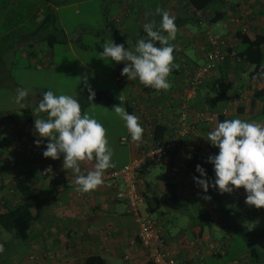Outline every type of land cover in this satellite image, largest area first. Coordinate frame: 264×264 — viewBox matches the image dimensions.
Returning a JSON list of instances; mask_svg holds the SVG:
<instances>
[{
	"label": "crops",
	"instance_id": "0c3cea01",
	"mask_svg": "<svg viewBox=\"0 0 264 264\" xmlns=\"http://www.w3.org/2000/svg\"><path fill=\"white\" fill-rule=\"evenodd\" d=\"M95 1L97 12L101 15L96 37L99 40L101 38L107 41L113 40L116 44H123L126 49L128 47L134 49L137 40L142 39L146 23L155 21V28H159L162 17L156 13L158 7L167 10L175 17L178 30L175 40L169 43L175 45L178 53L174 56L173 68L167 78L171 84L169 90L147 92L138 79L131 81L126 76H119L118 69L125 62H113V78L96 72V80L107 82L106 85L114 87V91L124 97V107L127 111L131 107L130 114L136 112V105L141 106L150 112L151 122L166 125L168 134L178 129L177 113L180 98L185 96L183 81L186 74L194 66L202 65L207 61L208 48L204 32L215 23L209 21L210 14H215L216 11L223 12L224 16L218 21H224V17H227L229 23L227 32L216 31L212 34L219 38L222 45L227 43L231 45L234 53L238 52L242 46L241 40L236 37L237 31L250 37H254L257 33L264 34L258 30L260 26L264 27V2L259 3L260 0H220L209 10L204 11L206 18L201 24L195 20L196 10L187 0H160L152 4L147 2L150 0H144L147 6L143 0H40L41 6L37 4L38 10L32 11L31 15L25 16L21 22L10 24L8 28H5V21L13 19L10 6L15 5L16 0H0V41L8 35H14L12 27L17 29L20 26H26V22L32 20L37 28L24 35L17 34V44L12 38L13 43L7 46V51L12 52L11 54L20 51L28 60L24 69L32 70L31 73L45 77L48 75L49 62L52 61L55 47L67 45L68 49L73 52L72 41L62 22L63 16L79 14V6L84 5L89 8ZM108 2L111 3L113 10L111 15L108 13L110 8L104 6ZM48 7L55 10L57 24L66 36L64 42L55 43L53 46L43 41L46 31L44 28H39L42 25L45 9ZM65 8L71 9L68 15L62 11ZM131 25H134L135 29L128 31ZM76 44L84 47L80 38ZM262 50L264 51V45ZM7 51L0 47V84L28 90V96L23 103L27 105L29 98L33 102L30 107L21 108L24 114L27 113V118L19 117L17 132L21 138L41 139L45 145L49 141L46 138H40L35 132L34 122L35 118H46V114L37 115L33 110L38 105L35 101L40 98L39 95L49 91V88L44 80L38 83L34 78L23 79L22 82L18 80L17 83L9 70L2 71L4 52ZM252 69L253 65L230 56L225 63L218 65L202 85L187 96V121L194 124L196 135L188 139L186 147L179 148L173 154L170 163L178 167L177 181L180 182V184L177 183L178 202L181 199L182 190L186 192L185 195L182 194V198L186 196L187 202L188 200L194 202L190 212L188 209L179 210V213H190L191 223L187 227L188 234H184L183 229L179 227L168 229L171 213L166 207L157 208L156 198L163 192L168 179L166 163H161L165 169L160 176L156 177L154 188L144 179L147 173L137 178L138 190L144 199V209L151 215L157 213V216L153 215V217L158 221V245L173 253L176 264H192L194 259L204 261L208 256L225 255L238 243L233 237L234 234L241 235L246 244L239 245L241 254L233 255L227 264H264V222H262L263 234H260L257 229L261 223L260 220L264 218V208L257 209L255 206L246 204L247 193L242 187L234 188L231 193L223 194L218 188L209 187L208 192L204 193L203 189L199 188L193 180L196 175L189 172L182 164L183 158L192 153H201L207 157L218 154L219 149L207 141V134L224 120L241 119L246 122L254 121L264 124L262 113L264 77L250 79L249 73ZM214 113L218 116L212 119L210 117V120H202L200 117L201 114L211 116ZM131 148L132 146L129 149V159L132 153ZM59 162L63 172V180L60 182H52L46 175L39 176L33 171L28 177L20 174L25 182L31 184L30 201L36 203L38 200L42 205L39 218L32 219L28 230L26 245L31 251L26 252L22 258L24 259L32 252H45L56 259L64 258L73 264H83L88 255H98L105 259L107 264L144 261L146 253L137 240L138 223L127 211V205L115 199V191L104 185L87 193L77 191L78 186L74 182L76 174L72 170L63 168L62 155ZM80 168L82 174L94 170V168L87 170L81 165ZM0 170H3L1 154ZM12 176L11 171L8 174L4 172L0 174V211H5L6 206L20 199L21 193L15 185L11 191ZM206 178L214 183V165L212 175ZM37 191H41L39 193L41 196L44 195L42 200L38 199ZM204 195L210 196L211 200L203 199ZM201 207L211 211V220L208 224L203 223L202 227L199 225L201 222L199 213H197L198 208ZM233 210L236 212V217H233L232 221H225L224 217L229 216ZM32 213H35L34 208ZM241 214L245 215L248 224H243ZM213 228L219 235V239L210 238ZM3 232L6 231H1L0 238ZM6 233L12 237L10 243L16 242L10 231ZM19 260H15L12 264H20Z\"/></svg>",
	"mask_w": 264,
	"mask_h": 264
},
{
	"label": "clouds",
	"instance_id": "9594fccd",
	"mask_svg": "<svg viewBox=\"0 0 264 264\" xmlns=\"http://www.w3.org/2000/svg\"><path fill=\"white\" fill-rule=\"evenodd\" d=\"M156 13L162 17L159 28H155V21L146 23L144 31L147 39L137 40L134 49H126L123 44H116L113 40L105 41L99 56L103 60L125 62L121 75L128 80L138 79L145 87L167 91L171 88L167 78L173 68L174 50H177L169 41L175 40L178 29L175 17L167 10L158 7ZM261 75H264V69ZM84 83L89 92L90 109L94 110L97 106L93 102L95 92L87 84L86 78ZM16 93L15 102L21 108H26L27 105L21 102L28 96V90L18 88ZM41 95L42 99L33 111L37 115L46 114V118H35L34 122L35 132L49 141L43 156L57 160L63 155V168L76 174L74 182L78 186L77 191L87 193L97 189L104 183L105 171L115 167L106 129L88 112L82 113L79 101L71 95H56L53 91ZM118 99L121 104L114 105L112 110L125 122L131 140L141 141L144 129L139 117L126 110L121 94ZM107 109L105 107L106 112ZM207 141L219 149L218 154L208 157V162L214 165L215 181H209L205 169L197 165L196 171L200 176L193 177L195 184L204 193L208 192L209 187L218 188L221 194L242 187L247 193L246 204L257 209L264 208V124L241 119L224 120L207 134ZM34 143L39 147L42 140L37 139ZM93 160L94 170L82 174L80 163ZM51 171V166L45 169V172ZM202 198L211 200L208 195ZM3 252L4 246L0 244V253Z\"/></svg>",
	"mask_w": 264,
	"mask_h": 264
},
{
	"label": "rangeland",
	"instance_id": "374dc122",
	"mask_svg": "<svg viewBox=\"0 0 264 264\" xmlns=\"http://www.w3.org/2000/svg\"><path fill=\"white\" fill-rule=\"evenodd\" d=\"M5 1V0H3ZM40 0H16L15 5L10 6L11 11L13 13V19H7L5 21V28H8L10 24L14 22H21L25 16H30L32 11L38 10L37 4L41 6ZM160 0H150L148 3H156ZM162 1H170V0H162ZM264 2V0H260L259 3ZM143 3L145 1L143 0ZM109 9L108 13L111 15L113 10L111 9V3H107ZM147 6V4L145 5ZM97 4L96 1L93 3L92 7H87L84 5L79 6L80 13L79 14H69L71 9L65 8L62 11L65 14H69L68 16H63V24L69 33V37L71 39V44L73 46V52L68 49L67 45H58L53 50L52 61L49 62V70L47 76H40L37 74L31 73L32 70H25L24 65L26 64L25 57L21 54L20 51H16L14 54L12 52L7 51L10 44H12V38L14 39V43L17 44L16 37L17 34H27L29 31L37 28L33 25L32 20L26 22V26H20L17 29L12 27V34L8 35L6 38L0 41V47L4 48V57H3V70H9L11 76L14 77L18 83V80L22 82L23 79L34 78L36 82H40L42 80L45 81L47 88L49 91H53L56 95H71L74 96L76 93L86 87L84 83V79L86 78L87 84L91 86L92 89L95 90H104L108 89L112 93L113 106L120 105L121 101L118 99V93L114 91V87H110V85H106L103 80H96V72H100L109 76L110 78L114 77L113 73V62L111 59H100L99 53L103 51L102 44L107 41V39H100L96 37V30L99 29L100 26V18L101 15L97 12ZM213 7V5L211 6ZM75 9V8H74ZM264 11V9H263ZM263 11L261 13H263ZM225 21V22H224ZM224 21H218L213 24L211 28H209L210 33H214L216 31H220V33L227 32L229 27V23L227 21V17H224ZM226 26V28H225ZM11 27V26H10ZM16 27V26H15ZM204 28V26H203ZM134 25H131L128 28V31L134 30ZM258 30L264 33V27H259ZM1 32V31H0ZM110 37V36H109ZM80 38V42L84 47H80L76 44V41ZM81 45V46H82ZM40 56V55H39ZM41 57V56H40ZM33 65V62H31ZM40 77V79H38ZM34 80V81H35ZM24 81V80H23ZM0 118L1 117H9V115H15L17 118L25 117L27 118V113H23L19 104L15 102L16 90L13 86H7V84H0ZM184 89V88H183ZM39 99L35 102H39L42 99V95H39ZM22 101L21 103H23ZM32 100L29 98L27 106L32 105ZM112 106V107H113ZM105 107L108 108L107 112ZM112 107H107L103 105H97L94 110L90 109V106L86 107L84 112H88L95 119L100 122L104 128L106 129V135L108 139V146L112 150V163L115 164V167L122 166L124 163L128 162V156L130 155V148L127 142H122V137H127L129 132L125 126V122L115 115ZM10 110V111H8ZM15 118V117H14ZM19 126V120L17 122ZM9 140V136L3 132H0V154L4 143ZM3 141V145H2ZM63 156V155H62ZM128 158V159H127ZM81 166L87 168V170L93 169L95 165V160L91 162H81ZM162 164L157 163L154 167H152L149 172L144 176V179L148 181L152 188H154V181L157 176H160L164 172V167ZM108 170V169H107ZM106 170V171H107ZM10 170L4 169L0 170L5 174H8ZM105 171V173H106ZM104 173V174H105ZM175 182L179 183L174 179ZM189 185V184H188ZM191 189L192 187L189 186ZM38 192L39 198L42 200L43 196H41ZM44 192V190H42ZM185 190L181 191V199L178 202L176 208H167L169 213H171L170 217V225L168 229L182 228L184 234H188V224L191 223L190 213H179V210L188 209L189 212L193 209L192 201L185 198H182V194L185 195ZM192 200V197H191ZM142 211L148 213L144 209V205L142 206ZM151 215V214H150ZM153 215L157 216V213ZM153 215H151L153 217ZM236 217V212L233 210L229 216L224 217L225 221H229ZM243 224H248V221L245 220V215L241 214ZM261 223L258 225L257 229L262 233V222H264V218L260 220ZM177 226V227H176ZM216 230L213 228L212 233H210V238L219 239V235L215 233ZM235 241L238 243L236 246H233V249L229 250L225 255L222 256H208L204 261H198L197 259L193 260L192 264H227L229 259L236 254H241V249L239 245H245L246 242L242 240L241 235L234 234L233 235ZM11 236L6 232H3L2 237L0 238V244L4 246V252L0 253V264H12L15 260H19L21 264L25 260H27L29 253L24 259L22 258L26 252H30L27 246H22L17 243H10ZM260 248V247H259ZM260 251V249H259ZM32 253H45V252H32ZM5 254V255H1ZM13 260V261H12ZM18 264V263H17Z\"/></svg>",
	"mask_w": 264,
	"mask_h": 264
},
{
	"label": "built area",
	"instance_id": "2783aa9c",
	"mask_svg": "<svg viewBox=\"0 0 264 264\" xmlns=\"http://www.w3.org/2000/svg\"><path fill=\"white\" fill-rule=\"evenodd\" d=\"M195 15L200 18L202 14L199 11ZM206 41L210 48L207 51V61L202 65L191 68L184 78L185 96L180 98L179 110L177 113L178 129L170 135L162 144L157 145L152 141V122L150 112L141 106H135L136 116L139 117V123L144 129L141 141L134 142L131 140L130 134L122 137V142H127L132 149L131 157L120 168H109L104 174L105 187L115 191V199L123 201L127 205V211L134 217L138 223L137 240L146 253L144 261H128L127 264H176V258L173 253L158 245V221L150 214L142 211L144 199L138 190L137 173L142 164L147 161L156 163H166L167 174L169 179L177 180V165L170 164L171 157L181 147H186L190 137L196 135L195 126L187 121V96L202 85V83L211 75L219 63H222L227 55L226 51L220 48L218 37L206 32ZM234 56V54H232ZM118 69V75L121 76L123 67ZM218 114L210 115L201 114L202 120H210V117H217ZM17 121L13 117L0 118V132L9 136L1 150V163L4 169L13 172L11 177L12 187L16 184L17 174L23 172H31L34 169L43 171L47 177L60 178L62 175V165L59 159L45 158L43 151L46 146L43 141L39 147L34 143L37 138H21L18 134ZM51 166V172H45ZM23 264H73L72 262L62 258L56 259L48 253H31ZM78 264V263H77Z\"/></svg>",
	"mask_w": 264,
	"mask_h": 264
},
{
	"label": "trees",
	"instance_id": "16d2710c",
	"mask_svg": "<svg viewBox=\"0 0 264 264\" xmlns=\"http://www.w3.org/2000/svg\"><path fill=\"white\" fill-rule=\"evenodd\" d=\"M218 1L220 0H187V2L196 11H199L202 14V17L200 18H198L196 15L194 16L195 20L199 24L205 21L206 15L204 11L209 10L211 6ZM210 16L211 17L209 18V21L216 22L224 16V13L221 11H216L215 14H210ZM39 28L45 29L46 34L44 36L43 41L50 46H53L55 43L64 42L66 40V36H65L63 29L57 24L56 12L52 7H48L45 9V14L42 20V25ZM207 31L209 30L207 29L204 32L205 38H206ZM235 34H236V37L239 38L242 43L240 50L236 53L232 51L234 50V48L231 45H228V43L225 45H222L219 38H217L220 44V48L226 51L227 53L224 61L222 63H219L218 65L225 63L226 60L230 56H232L236 58L237 60L242 59L243 61L253 65V69L249 73L250 79L263 78L264 75H261V72H262V69H264V51L262 50V47L264 45V34L257 33L254 37H250L249 35L241 31H237ZM142 35H141L142 39H147V34L145 31L142 32ZM157 46H159V44H157ZM207 48H208L207 49L208 51L210 48L208 42H207ZM177 53H178L177 50H174L173 55L175 56ZM232 54H234V56ZM206 57H207V54H206ZM124 64L125 63L121 64V67ZM218 65L216 66V68L218 67ZM92 90L95 92V99L93 101L94 103H96L97 105H103L107 107L113 106L112 93L110 91L95 90V89H92ZM144 90L147 92L155 91V89L151 87H144ZM88 95H89V92L87 90V87H85V88L80 89L76 93V95L73 96V98L79 101L81 108H82V113L84 112L86 107L90 106L91 102L87 98ZM128 111L129 113H131V107H129ZM262 113L264 114V106L262 107ZM134 114H136V112ZM9 117H12V118L15 117V120L17 122L19 120V118H17L15 115H9ZM2 118H7V117L3 116ZM152 126H153L152 141L155 142L157 145H160L165 140H167V137L170 134L167 133L166 125H163L162 123L155 124L154 122H152ZM129 148H130V145H129ZM132 149H134V147H132L131 150ZM156 164H157L156 162H153L150 160L145 161L142 164V166L138 169L137 178L140 175L148 173L149 170L152 167H154ZM182 164L189 172L196 175L197 177L200 176V174L196 171L197 165H200L203 169H205L206 177H210L212 175L213 164L209 163L208 157L201 153H192L189 156L186 155L182 160ZM172 165H175V164H172ZM33 172H36L35 174L39 176L44 175L43 171H39V169H34ZM20 174L26 175L28 177L32 173L23 172L21 170L19 174H17L18 181L16 182L15 186L17 190L21 193L20 199L19 201L14 202L12 205L6 206L5 211H0V234L2 230L6 232L10 231L12 233V236L14 237V240L16 241L14 243L21 244L22 246H27L26 240L28 237V230L30 229V222L32 221V219L39 218L38 216L42 212V205H40V202H38V200L36 201V203H33V201H30V195L32 193L31 184L29 182L28 183L25 182ZM48 178H50L52 182H60L63 180V172L59 179L53 178V177L52 178L48 177ZM178 198H179L178 184L173 179L168 178L164 185L163 192L156 198L157 208L159 206L166 207V208H174L177 205ZM33 208L35 209L34 214L32 213ZM197 213H199V221L201 222L199 225L201 227L203 223L206 222L208 224L209 221L211 220V211L209 209L201 207V208H198ZM217 220H220V219H217ZM1 255L3 256L5 254H1ZM83 264H107V262L105 261V259H103L102 257L98 255H88L87 257H85Z\"/></svg>",
	"mask_w": 264,
	"mask_h": 264
}]
</instances>
